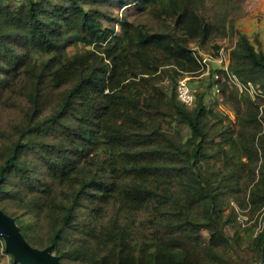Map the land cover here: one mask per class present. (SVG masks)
I'll use <instances>...</instances> for the list:
<instances>
[{"label": "trees", "instance_id": "obj_1", "mask_svg": "<svg viewBox=\"0 0 264 264\" xmlns=\"http://www.w3.org/2000/svg\"><path fill=\"white\" fill-rule=\"evenodd\" d=\"M149 1L0 0V210L62 264H261L263 36L235 25L238 0H169L132 23ZM223 40L207 89L230 120L190 84L191 107L176 96Z\"/></svg>", "mask_w": 264, "mask_h": 264}, {"label": "rangeland", "instance_id": "obj_2", "mask_svg": "<svg viewBox=\"0 0 264 264\" xmlns=\"http://www.w3.org/2000/svg\"><path fill=\"white\" fill-rule=\"evenodd\" d=\"M4 3H7L9 0H1ZM48 1V0H46ZM169 0H150L147 5L144 8V11L141 14L133 15L130 17V21L132 23H137L138 21H141L145 18V15L148 13V11L156 7L159 3H167ZM179 1V0H178ZM187 1V0H183ZM238 3L242 6V15L240 17L235 18V25H238V28L244 32L252 33L253 31H257L260 33V36H263L264 39V0H238ZM131 14V12H130ZM124 30V34H128L126 30H128V27ZM124 41V40H123ZM221 45V48L224 49L226 52L227 49L233 46L234 42L233 40H223L219 43ZM264 45V42H263ZM81 49V46H78L76 48H69V53H74L76 50ZM201 55L207 56L211 54L210 51H199ZM188 83L192 86V89L196 92L199 91H205L207 94L205 96V103L208 107H211L212 101H217L218 96L216 93L212 91V89H207L209 85V80L207 78V74L201 75L199 77L195 78H189ZM214 109V113L218 116H222L225 119H232L233 118V111L232 109L222 104L220 101H217L216 105L212 108ZM228 122V120H227ZM226 121L224 123H227ZM184 135L187 134L186 131L183 132ZM244 217V216H243ZM264 220H261L260 218L257 221L256 227L254 229V235L255 230L258 227L259 224H262ZM249 225L253 223V221H248ZM247 225V226H249ZM247 236L243 237L242 241L245 242ZM4 246L3 240L0 239V264H12L11 256L3 253L2 247Z\"/></svg>", "mask_w": 264, "mask_h": 264}, {"label": "water", "instance_id": "obj_3", "mask_svg": "<svg viewBox=\"0 0 264 264\" xmlns=\"http://www.w3.org/2000/svg\"><path fill=\"white\" fill-rule=\"evenodd\" d=\"M0 238L4 243L5 253L10 255L15 264H62L52 254L53 247L37 249L30 246L23 238L14 219L0 210ZM264 244L262 246V259Z\"/></svg>", "mask_w": 264, "mask_h": 264}, {"label": "built area", "instance_id": "obj_4", "mask_svg": "<svg viewBox=\"0 0 264 264\" xmlns=\"http://www.w3.org/2000/svg\"><path fill=\"white\" fill-rule=\"evenodd\" d=\"M197 61L200 64L201 70L204 72V74H208L211 65L219 66L225 71H227V67H226L227 56L223 48H221L218 54L214 56H210V55L204 56L200 54V56L197 57ZM214 79H217L216 74H214ZM188 80L189 78L187 76H182L178 79L176 85V96L177 99L183 105H185L186 107H191L194 103V95L192 93V89L189 86ZM230 81L238 89L240 93L246 92L252 99H254L257 95H260V93L257 92L250 83L244 85L235 76H232ZM213 90L214 93H218V89L216 87H214ZM239 220L241 221L242 226L247 225L246 217L240 216ZM261 232H264V221L262 222V224H259L258 227L256 228L255 235ZM263 264H264V257H263Z\"/></svg>", "mask_w": 264, "mask_h": 264}]
</instances>
